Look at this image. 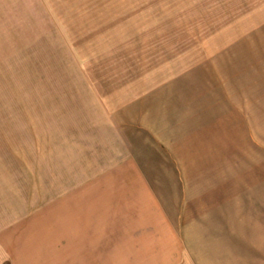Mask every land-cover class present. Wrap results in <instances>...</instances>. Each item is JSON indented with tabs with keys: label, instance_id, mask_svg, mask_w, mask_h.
<instances>
[{
	"label": "rangeland",
	"instance_id": "1",
	"mask_svg": "<svg viewBox=\"0 0 264 264\" xmlns=\"http://www.w3.org/2000/svg\"><path fill=\"white\" fill-rule=\"evenodd\" d=\"M263 42L264 0H0V264H61L73 203L94 264L193 230L264 254Z\"/></svg>",
	"mask_w": 264,
	"mask_h": 264
},
{
	"label": "crops",
	"instance_id": "2",
	"mask_svg": "<svg viewBox=\"0 0 264 264\" xmlns=\"http://www.w3.org/2000/svg\"><path fill=\"white\" fill-rule=\"evenodd\" d=\"M262 41L263 39L261 38L260 42ZM262 44H264V42ZM259 50L264 52V45ZM254 59L256 60L255 54ZM260 74L264 75V66L256 69L257 78ZM257 91H260L259 84L257 86ZM262 195H264L263 188L259 190V196L261 197ZM259 204L262 206V200L259 201ZM96 207L94 203H73L63 210L61 220L63 223V243L61 250V258L63 261L61 264H94L97 263L96 259L102 258L101 252L99 250L96 252L93 245H95V243L100 245L103 230L107 226L106 223L103 225L101 206L98 204L99 208L97 209ZM96 211L100 213H96ZM110 216H112V213ZM110 220L112 223L113 219L110 218ZM138 236L142 239V242H145L144 234L143 238L140 234H138ZM163 236L166 237V235ZM231 237L232 238L228 241H215L214 238V240H212L209 236L200 235L197 231L193 230L189 238L187 236L188 241H185L184 249L182 245H179V236L174 235L168 238V241L167 238H163L161 250H153L151 254L149 253L143 256V258L146 257L149 260L142 262V264H151V261L156 264H264V254L261 253L263 251L261 242L256 241L255 238L253 242V255L251 260L247 261L245 247L239 245V241L237 240L239 236L236 237L232 235ZM242 237V242H244V236ZM171 241L177 243V245H169V243H167ZM256 242L259 243V246ZM186 243H189V245L186 246ZM89 248H91V250ZM129 252L130 251H127V253ZM127 256H129V254H127ZM117 258L118 254L114 253L113 264H117ZM91 260L94 262H91Z\"/></svg>",
	"mask_w": 264,
	"mask_h": 264
},
{
	"label": "bare ground",
	"instance_id": "3",
	"mask_svg": "<svg viewBox=\"0 0 264 264\" xmlns=\"http://www.w3.org/2000/svg\"><path fill=\"white\" fill-rule=\"evenodd\" d=\"M259 158V157H258Z\"/></svg>",
	"mask_w": 264,
	"mask_h": 264
}]
</instances>
